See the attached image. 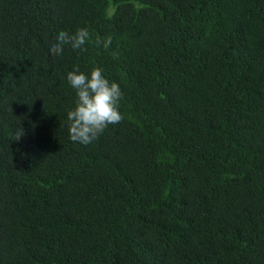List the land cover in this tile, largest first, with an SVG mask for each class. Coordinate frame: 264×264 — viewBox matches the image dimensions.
I'll return each mask as SVG.
<instances>
[{"label": "trees", "instance_id": "1", "mask_svg": "<svg viewBox=\"0 0 264 264\" xmlns=\"http://www.w3.org/2000/svg\"><path fill=\"white\" fill-rule=\"evenodd\" d=\"M77 65L123 93L88 145ZM0 264H264V0H0Z\"/></svg>", "mask_w": 264, "mask_h": 264}, {"label": "clouds", "instance_id": "2", "mask_svg": "<svg viewBox=\"0 0 264 264\" xmlns=\"http://www.w3.org/2000/svg\"><path fill=\"white\" fill-rule=\"evenodd\" d=\"M89 40L90 33L87 28H79L72 34L60 31L50 47V52L53 56L62 55L66 46L73 50H84ZM101 43L107 48L112 43V38L96 40V44ZM67 81L76 93L74 107L67 113L69 138L73 142L88 145L98 139L109 125L119 124L123 120L120 111L123 97L121 88L115 81L110 82L101 68L93 67L86 74L77 65L67 73ZM21 135L22 129L16 133V139Z\"/></svg>", "mask_w": 264, "mask_h": 264}]
</instances>
